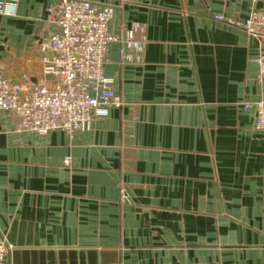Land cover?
<instances>
[{
    "label": "crops",
    "instance_id": "obj_1",
    "mask_svg": "<svg viewBox=\"0 0 264 264\" xmlns=\"http://www.w3.org/2000/svg\"><path fill=\"white\" fill-rule=\"evenodd\" d=\"M58 1L0 0L8 76L40 75ZM90 1L122 105L45 134L0 109L7 264H264V49L239 25L264 0Z\"/></svg>",
    "mask_w": 264,
    "mask_h": 264
},
{
    "label": "built area",
    "instance_id": "obj_2",
    "mask_svg": "<svg viewBox=\"0 0 264 264\" xmlns=\"http://www.w3.org/2000/svg\"><path fill=\"white\" fill-rule=\"evenodd\" d=\"M113 13L112 7L90 0H59L48 8V19L58 29L39 43L40 75L22 72L13 78L0 64V109L19 118V129L41 134L81 131L90 127L94 116L122 105L104 74L108 45L119 39L108 29ZM239 25L264 49L263 10L252 9ZM250 61L264 77V52ZM255 125L264 129V100L255 104ZM68 162L66 158L64 163ZM11 249L0 237V264H7Z\"/></svg>",
    "mask_w": 264,
    "mask_h": 264
}]
</instances>
